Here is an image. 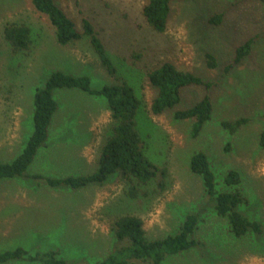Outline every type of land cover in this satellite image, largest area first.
Wrapping results in <instances>:
<instances>
[{"label":"rangeland","instance_id":"rangeland-1","mask_svg":"<svg viewBox=\"0 0 264 264\" xmlns=\"http://www.w3.org/2000/svg\"><path fill=\"white\" fill-rule=\"evenodd\" d=\"M83 31L89 19L99 32L118 73L110 75L88 37L61 45L56 29L38 13L32 0H0V163L21 154L34 132V97L51 74L62 71L88 76L92 88L127 83L143 101L137 127L146 142L145 154L169 170L165 191L156 182L145 186L148 198L133 200L128 184L114 175L104 185L51 188L35 175L63 179L94 174L102 148L111 136L113 120L108 101L79 89H57L59 110L49 138L26 175L0 180V252L18 247L30 253L57 251L71 263L95 264L122 245L113 232L114 221L133 215L144 222L149 241L179 232L190 214L206 208L194 247L167 257L162 264H264V0H172L164 33L154 31L143 16L148 0H55ZM223 14L213 25L210 18ZM32 27L34 45L14 54L4 37L7 23ZM254 38L250 54L229 73L236 49ZM218 67L207 66L206 54ZM170 62L205 82L211 89L189 86L181 90L175 109L159 116L151 112L157 96L148 72ZM211 98L213 114L200 135L192 138L195 120H176L174 114ZM247 118L235 134L222 123ZM204 152L216 178L218 192L240 189L248 199L238 210L261 224L262 232L242 238L230 232L227 218L217 215L203 179L192 173L190 161ZM241 178L238 186L225 179L230 171ZM9 264H38L12 262ZM131 264H151L133 261Z\"/></svg>","mask_w":264,"mask_h":264},{"label":"trees","instance_id":"trees-1","mask_svg":"<svg viewBox=\"0 0 264 264\" xmlns=\"http://www.w3.org/2000/svg\"><path fill=\"white\" fill-rule=\"evenodd\" d=\"M264 2V1H263ZM36 11L48 18L50 24L56 29V37L59 44L65 46L77 42L85 36L98 55L101 64L110 75L118 73L117 67L109 57L105 44L100 38L95 25L89 19H83V31H79L75 22L68 17L65 11L55 0H32ZM172 0H148L143 7V16L148 25L159 33L167 29L171 13ZM223 20V14H214L210 18L213 25H218ZM33 29L25 23H7L4 28V37L11 46L14 54L29 52L34 45ZM255 39L251 38L236 49L233 62L225 68L227 74L235 66L239 65L247 57ZM207 66L210 69L218 67L214 55L206 54ZM148 80L157 96L151 104V112L155 116L162 115L167 110L175 109L181 101V90L189 86H204L211 89L217 85L215 82H205L199 76L180 70L170 62L162 63L155 70L148 72ZM79 89L91 96H103L108 101V109L111 112L113 125L111 136L102 148L99 159V169L96 173L79 177H67L63 179L47 178L43 175H35L33 179L44 182L51 188L71 187L80 189L92 184L104 185L114 175H119L121 180L128 184L127 195L133 199L148 198L149 192L145 186L156 182L160 191L167 188L169 170L166 166H158L146 156V142L137 127V115L143 104L133 87L124 83L122 85L105 86L96 90L92 88L88 76H74L62 71H56L47 80L46 84L36 90L34 97V132L29 138L25 148L14 161L0 163V180L16 177H30L26 172L34 162L40 149L46 145L49 138V130L54 115L59 110V105L54 98L57 89ZM213 104L207 95L195 106L186 110L176 111V120H195L191 136L200 135L204 125L211 120ZM248 123L247 118H241L235 122L225 121L222 126L235 134L243 125ZM260 146L264 148V131L260 137ZM190 170L200 176L205 185L206 193L211 197L214 210L218 216L227 218L230 232L237 238L246 236L250 231L261 233V224L252 221L242 214L238 208L248 204V199L240 189L218 192L216 190V178L211 169L208 156L204 152L196 153L190 161ZM229 186L241 184L238 172L230 171L225 179ZM204 208L200 212L190 214L178 233L165 238L149 241L146 238L144 222L133 215L118 217L113 224L114 237L122 245L112 252L106 259L95 264H131L133 261L162 264L167 257L178 255L204 243L195 239L206 212ZM57 251H39L30 253L27 249L18 247L14 250L0 252V264L12 262L38 263V264H81L71 263L59 257Z\"/></svg>","mask_w":264,"mask_h":264}]
</instances>
